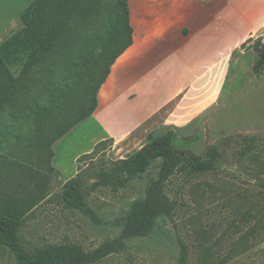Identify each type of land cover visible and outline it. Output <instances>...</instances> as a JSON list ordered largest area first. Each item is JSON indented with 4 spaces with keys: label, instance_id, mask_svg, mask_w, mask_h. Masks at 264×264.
<instances>
[{
    "label": "rangeland",
    "instance_id": "374dc122",
    "mask_svg": "<svg viewBox=\"0 0 264 264\" xmlns=\"http://www.w3.org/2000/svg\"><path fill=\"white\" fill-rule=\"evenodd\" d=\"M38 1L18 0L13 13L2 14V23L17 19L0 43V204L18 218L26 250L54 264H264V68L253 70L257 39L233 54L217 103L185 125L152 132H171L180 158H155L125 182L113 179L116 163L148 139L120 154L92 118L98 102L49 151L24 145L37 102L72 81L120 16L119 0H54L33 26ZM61 19V33L34 56L27 41L37 45ZM206 151L216 155L211 169L196 170L185 159ZM72 186L84 195L83 211L62 200ZM0 264H16L4 246Z\"/></svg>",
    "mask_w": 264,
    "mask_h": 264
},
{
    "label": "crops",
    "instance_id": "0c3cea01",
    "mask_svg": "<svg viewBox=\"0 0 264 264\" xmlns=\"http://www.w3.org/2000/svg\"><path fill=\"white\" fill-rule=\"evenodd\" d=\"M17 2L0 0V43L17 19L2 23V14ZM130 2L132 43L111 66L92 115L122 155L157 129L203 115L219 100L237 48L264 42V0Z\"/></svg>",
    "mask_w": 264,
    "mask_h": 264
},
{
    "label": "trees",
    "instance_id": "16d2710c",
    "mask_svg": "<svg viewBox=\"0 0 264 264\" xmlns=\"http://www.w3.org/2000/svg\"><path fill=\"white\" fill-rule=\"evenodd\" d=\"M54 0H39L32 8L30 15L33 26L40 19L38 12L46 3ZM128 0H119L120 16L109 30L108 36L102 41L98 52H89L81 60V70L75 72L72 81L61 88H56L45 101L37 102L35 109V127L31 130V139L24 143L30 150L49 151L57 139L90 116L97 106V92L110 73L115 60L131 45L132 27L128 19ZM67 12V11H66ZM38 15V16H37ZM64 19L60 20L59 27L53 32L45 34L37 45L28 40L33 55L46 50L54 42L56 34H60ZM35 46V47H34ZM256 52L253 70L258 72L264 68V42L257 39L252 44ZM31 57L28 62H33ZM14 88V85L11 86ZM148 134V142L132 155L120 159L117 164V174L113 179L129 181L141 176L148 165L155 158L175 161L180 158L179 153L171 146L172 133L152 138ZM185 159L196 170L211 169L216 161V155L206 151L197 155L187 153ZM62 200L71 208L83 211L85 209L84 195L79 187H65L62 190ZM18 218L7 208L0 204V246L6 247L12 254L16 264H54L45 261L36 254L29 253L21 243L18 236Z\"/></svg>",
    "mask_w": 264,
    "mask_h": 264
}]
</instances>
